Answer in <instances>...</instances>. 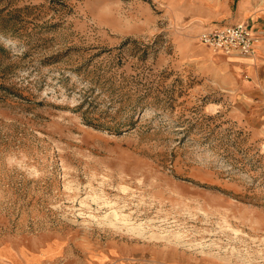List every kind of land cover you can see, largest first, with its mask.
Instances as JSON below:
<instances>
[{
    "label": "rangeland",
    "instance_id": "1",
    "mask_svg": "<svg viewBox=\"0 0 264 264\" xmlns=\"http://www.w3.org/2000/svg\"><path fill=\"white\" fill-rule=\"evenodd\" d=\"M253 13L0 0V264H264V75L199 40Z\"/></svg>",
    "mask_w": 264,
    "mask_h": 264
},
{
    "label": "built area",
    "instance_id": "2",
    "mask_svg": "<svg viewBox=\"0 0 264 264\" xmlns=\"http://www.w3.org/2000/svg\"><path fill=\"white\" fill-rule=\"evenodd\" d=\"M199 40L214 52L252 56L259 38L248 23L239 22L206 31L200 35Z\"/></svg>",
    "mask_w": 264,
    "mask_h": 264
},
{
    "label": "crops",
    "instance_id": "3",
    "mask_svg": "<svg viewBox=\"0 0 264 264\" xmlns=\"http://www.w3.org/2000/svg\"><path fill=\"white\" fill-rule=\"evenodd\" d=\"M263 14V13H261ZM260 13H253L250 15V18L252 17V23L254 25L252 26L250 23L248 25L252 28V30L255 32L256 29L262 28L264 29V23L260 22ZM259 44V45H258ZM256 45H258V50H256ZM255 45V51L253 54V58L246 59L243 61H239L237 59H233V63H237L239 68H242L244 70V73L247 74L250 77H253L252 74L260 73L264 75V43H257Z\"/></svg>",
    "mask_w": 264,
    "mask_h": 264
},
{
    "label": "bare ground",
    "instance_id": "4",
    "mask_svg": "<svg viewBox=\"0 0 264 264\" xmlns=\"http://www.w3.org/2000/svg\"><path fill=\"white\" fill-rule=\"evenodd\" d=\"M259 42V41H258Z\"/></svg>",
    "mask_w": 264,
    "mask_h": 264
}]
</instances>
